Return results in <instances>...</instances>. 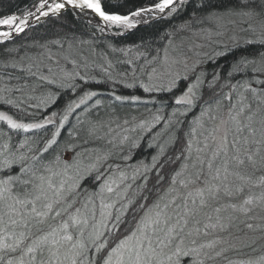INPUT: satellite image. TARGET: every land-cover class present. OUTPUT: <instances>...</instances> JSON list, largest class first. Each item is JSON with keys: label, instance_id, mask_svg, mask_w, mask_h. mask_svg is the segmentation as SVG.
<instances>
[{"label": "snow or ice", "instance_id": "1", "mask_svg": "<svg viewBox=\"0 0 264 264\" xmlns=\"http://www.w3.org/2000/svg\"><path fill=\"white\" fill-rule=\"evenodd\" d=\"M108 2L111 3L110 8L105 7L103 0H35L22 11L0 12V44L11 43L16 35L25 33L31 27V18L39 21L41 17L47 18L50 15L58 17L64 11L85 16L90 24L91 14L101 21L95 25L98 31L103 33L116 29L118 34H123L120 30L128 31L140 23L171 17L188 0H147L146 3L128 7L125 11L119 9L128 0ZM226 17L239 18V23L245 25L241 31L251 32L256 36L255 41L246 40V44L258 42L264 45V0H237L236 7L211 11L197 22L207 19L214 24L216 31L205 30L207 38L211 39L213 35H223L229 25L237 23V20H226ZM189 23L186 21L179 28H186ZM166 35L168 42L163 49L162 58L157 55L149 59L147 51L136 52V59H144V63L139 65V73L146 74L147 82L137 75V66L132 59L127 61L129 65H133L130 72L114 73V65L101 53L106 66L96 67L100 68L112 84L121 83L131 88L139 83L147 93L164 91L158 81L167 76V90L170 91L178 86L181 78L179 73L173 72V67L181 62L187 67V58L169 55L172 33ZM73 39L75 37L44 43L36 41L31 46L42 51L35 54L20 55L18 47L5 48L6 59H0V101L19 109L21 105L11 98L13 92H23L29 87L35 91L43 84L58 85L75 92L81 87L78 81L87 83L95 80L96 77L88 74L91 65L87 58L81 55L83 63L73 58ZM235 39L233 36V40ZM78 43L89 41L81 40ZM51 46H55L58 51L53 52ZM139 47L141 46H136L137 49ZM112 50L121 51L125 55L129 51ZM156 51L159 54L160 50ZM57 57H61L65 64H60ZM158 60L159 67L153 66ZM68 64L72 66L70 70ZM198 64L199 61L192 65L193 71ZM146 68L151 70L145 72ZM16 72L21 75L14 74ZM207 75L206 72H201L196 76L195 82L188 85L183 94L176 98L177 107L173 108L167 119L159 114L162 108L157 109L151 120H143L132 129L125 128L124 132H134L137 128L150 131L162 121L166 130L174 128L179 131L182 121L178 117L186 116L201 99L199 90ZM237 75L243 78L233 83L232 80ZM129 76L133 82L125 83ZM117 77L120 79L117 80ZM221 79L219 71L211 74V80L207 84L210 89H219L215 93L219 98L212 102L205 101L199 114L189 122L188 131L184 133L186 143L181 154L176 157L180 159L182 156L184 163L173 174L166 192L171 199L163 206L159 201L147 207L141 204L139 207L146 209L143 216L136 222L134 229L119 239L115 238L119 235L121 225L124 224L123 217L132 203H121L131 187L124 185L127 175L119 171L118 165H109L106 173L99 172L100 166L111 156L108 152L96 155L94 161L86 167H81L78 162V152L73 156L72 162L62 159L61 155L62 152H74L77 147L74 144L61 145V129L69 121V116L82 106L84 112H88L89 102L98 93L83 91L77 99L70 100L65 105L62 113L52 112L40 122H24L0 111V122H6L10 130L27 133L48 126L53 129L46 139L32 140L26 137L14 146L11 143L12 137L0 130V264H98L97 256L100 257L99 264H181L182 260H186L187 264H205L206 258L212 259L203 250L214 248L218 241L211 240L197 247L185 246L184 243L185 236L201 234L200 220L197 219L201 210L210 201L220 199L221 194L229 198L223 210L231 209L232 212L248 215L253 208L264 207V174L253 178L255 172H264V53L234 62L223 83H220ZM30 80L39 83L30 85ZM13 81L16 83H12ZM112 95L116 101L130 99L140 102V97L137 96H117L115 92ZM33 98L38 99L39 103L31 107L38 109L52 103L55 95L49 92L39 97L29 96V99ZM101 103L100 99H95L92 107ZM78 123H82L79 118ZM127 123L125 120L124 124ZM99 127H102L99 122H90L87 134L90 137L96 136ZM113 131L109 127L108 132ZM175 138L173 135V140ZM128 140L129 136L124 135L120 142L123 144ZM132 146H136L135 141ZM53 149L54 156L46 158V154ZM164 153L165 146L160 145L158 156L153 157L152 167H156L159 156ZM173 162L168 158L159 167L163 168L164 164ZM14 167L18 171L12 174ZM150 170L145 167L142 188L146 187L149 178L146 173ZM93 171L97 172L96 181L103 179L98 190L82 203L74 196L70 199L81 182ZM5 172L8 174L5 175ZM108 172L112 174L107 175ZM137 175L138 172L133 173V179ZM162 179L163 176L158 171L157 183ZM122 185L124 187L121 190ZM253 187L261 189L258 195L249 194L239 204L231 202V198L244 193L245 188ZM181 189L185 191L181 192ZM144 199L146 201L147 197ZM178 200L180 203H177ZM170 205H175L173 214H169ZM214 212V222L213 217L208 216L207 222L203 224L204 235H208V229L227 231L231 227L234 219L231 214L222 216V208L219 206L214 208ZM247 227L251 229L253 225L247 224ZM191 243L195 245L196 240L193 239ZM215 255L219 256L221 252H216ZM230 264H264V256L256 261L241 260Z\"/></svg>", "mask_w": 264, "mask_h": 264}, {"label": "trees", "instance_id": "2", "mask_svg": "<svg viewBox=\"0 0 264 264\" xmlns=\"http://www.w3.org/2000/svg\"><path fill=\"white\" fill-rule=\"evenodd\" d=\"M35 0H2L0 2V12L7 13L10 11L24 10L30 7ZM105 7H111V3L108 0H103ZM147 0H128L126 4L123 5L119 10L125 11L128 7L139 6L146 3ZM237 6V0H188L187 3L181 5L177 8L176 13L171 17L167 18H157L149 23H144L138 25L136 28L123 31V34H118V30L112 29L110 31L100 32L97 30L94 20H91V24L88 22V18L85 16H77L71 11H64L58 17L49 16L44 20L32 25L30 28L25 30V33L16 35L11 43L5 42L0 44V59H6L4 55L5 48L18 47L20 48V55L25 54H35L42 49L38 47H33L34 42L38 41L44 43L45 41H51L55 39H64L65 37L73 39V58L77 59L79 63H83L81 55L86 57L91 65L89 71L90 76L96 77L95 80H89L87 83L78 81L81 85L75 92L70 91L66 88H61L58 85L43 84L37 87L35 91H32L31 87L24 89L23 92H13L12 99L16 100L21 106L16 108L13 105H7L0 101V111L6 112L7 114L13 116L14 119L23 120L24 122H36L40 121L46 116H50L52 112L62 113L65 105L70 100H75L79 95L83 94V91H96L98 95L89 102V111L84 112L83 106L76 110L72 115L69 116V121L66 122L65 126L61 129V134L59 137L61 145L64 144H74L77 145L75 151L62 152V159L72 162L73 156L78 152L80 156L77 158L81 167H86L88 164L94 161L96 155H102L105 152L111 153L109 159L103 163L100 168V173H106L109 165L119 166V171L124 172L128 179L124 182V185H130L126 193V199L121 201V203H126L127 201H132L129 205L127 212L125 213L123 219L124 224L121 225L119 235L115 239L122 238L129 231H131L136 222L139 220L144 209L139 206L145 204L146 207L152 205L155 198L159 196L167 187L171 185V180L173 174L180 169L182 163H184L183 157L176 159L178 155L183 151L186 139L184 133L188 131L189 122L197 116L200 112L201 106L204 105L205 101L212 102L219 97L215 93L219 90L210 89L207 82L211 80V74L214 71H219L221 74L220 83L224 82V78L232 66V64L241 58H253L258 56L260 53H264V45L258 42L246 44V40H256V36L251 32H243L241 28L245 25L239 23V18L236 17H226V20L233 19L237 20V23L229 25L228 29L224 31L223 35H220L219 41L213 43L211 49L208 52L200 55L199 64L195 71L190 70L187 78L185 76H180L178 80V86L167 90L168 86L162 85L165 89L160 92L147 93L136 83L134 87H126L125 84L116 83L112 84L107 80V77L101 72L100 68L96 65H105V58L101 53L105 54L107 60H110L114 65V73L119 72H130L133 65H129L127 61L132 59L134 64L137 66V75L140 79L147 82L146 74L141 75L139 73V65L144 63V59H136L137 51H147L149 53L148 58L152 56L159 55L160 58L163 57V49L168 42V36L166 33H172V45L169 46L168 50L173 51H185L190 49L185 42V36L183 33L186 31L200 30V33L205 32L207 29H213L216 31L215 26L212 22L204 19L202 22H197L201 18L205 17L211 11H222L227 8H233ZM195 13V16H193ZM186 21L190 22L186 28L180 29L179 26L184 24ZM99 22V21H97ZM238 29L237 34L235 30ZM216 35H213V37ZM233 36L236 37L233 40ZM163 37V38H162ZM89 41V43H78V41ZM225 41V42H224ZM111 45L112 47H109ZM23 46V47H21ZM136 46H141L138 49ZM53 52L58 51L55 46H51ZM115 49H128V54L125 55L121 51H113ZM159 49V54L157 53ZM184 49V50H183ZM175 51V52H176ZM221 53V55H216ZM195 54V53H194ZM60 64H65V61L61 57H57ZM159 60L153 65L158 66ZM197 64V63H196ZM68 69H71V64L67 65ZM150 68H146L145 72L150 71ZM11 71V69H9ZM83 74V69H81ZM206 72L208 75L204 78V84L200 88L201 99L197 101L196 106L193 107L186 116H180L178 119L182 121L179 131L175 129H165L164 122L156 125L150 131H143L141 129H136V131L124 132L125 128L132 129L139 120H151L153 115L156 114L157 109L162 108V112L159 113L167 119L171 114L173 108H176L175 104L176 98L181 95L186 85L193 84L196 80V76L201 73ZM16 75H21V73L16 72ZM243 77L237 75L233 78L232 82L235 83L236 80L242 79ZM120 77H117L119 80ZM132 78L129 76L125 83H132ZM12 83H16L13 81ZM39 83L34 80H30L29 84ZM228 91V89H224ZM53 93L55 99L52 103L48 104L46 107L34 108L31 105L39 103L38 99H29V96L39 97L42 94ZM115 92L117 96L123 97H140V102H133L130 99L126 101H116L113 98L112 93ZM95 99H100L102 103L96 107H92ZM183 111V108H181ZM224 111H227V105ZM78 118L82 123H78ZM141 118V119H140ZM127 120L128 123L124 124ZM90 122H99L102 127L98 128L96 136L90 137L87 134V129L90 127ZM111 127L114 129L113 132L109 133L108 129ZM0 130L7 132L11 137L12 145H16L20 140L28 137L32 140H41L49 137L50 132L53 130L51 126L40 130H30L25 133L22 130H10L8 129L6 122H0ZM157 133L160 135L158 136ZM124 135L129 136V140L121 144V137ZM173 135H175V140H173ZM99 137V138H97ZM111 141V142H110ZM133 141H135L136 146L133 147ZM2 142V139H0ZM160 145L165 146V153L163 156H159L156 167L153 165V157L158 156L160 152ZM42 146V145H41ZM97 150V151H93ZM55 154V149L50 150L46 154V158H52ZM128 157V159H125ZM171 158L173 163L164 164L163 168L159 165L164 163V161ZM149 167L151 170L147 172L148 181L146 187H141L144 184L143 174H145V167ZM18 168L14 167L11 172L15 174ZM159 175L163 176V179L157 183ZM135 179H133V173H137ZM5 175L8 173L5 172ZM112 173L108 172L107 175ZM264 174V172H255L254 177H258ZM97 172L93 171L88 178L84 179L79 189L72 194L69 198L73 196L80 201L84 202L87 197L95 193L99 185L103 183V179L96 181L95 176ZM118 175V172H117ZM124 185L121 186V190ZM256 194H259L261 189L258 187H253ZM181 191H185L181 189ZM248 190L245 188L244 193L237 196L236 199L241 200L242 196L248 195ZM144 197H147L145 201ZM115 198V197H113ZM242 201V200H241ZM98 203V201H97ZM80 204H77V206ZM119 207V204L117 205ZM255 213V212H254ZM264 227V226H263ZM258 237L260 239L256 240L255 235L249 236V240L263 241V246L257 247L255 253L259 251L264 252V230H259ZM253 241V242H254ZM237 251V252H236ZM228 250L225 254L231 261H235L231 256L236 253L240 256L243 254V258L246 257L245 252L241 253V250ZM250 255L251 250L248 252ZM248 255V254H247ZM249 256V255H248ZM221 257V256H220ZM219 256L213 260L205 259L208 264H222L221 258ZM228 258V259H229ZM100 257L97 256V261L99 264ZM230 261V262H231ZM181 264H187L186 260H182Z\"/></svg>", "mask_w": 264, "mask_h": 264}, {"label": "rangeland", "instance_id": "3", "mask_svg": "<svg viewBox=\"0 0 264 264\" xmlns=\"http://www.w3.org/2000/svg\"><path fill=\"white\" fill-rule=\"evenodd\" d=\"M89 17L91 18V20H94L96 23H99V24L101 23V21L97 17L91 16V14H89ZM233 19H235V18H233ZM97 21H99V22H97ZM232 29H234V28L232 27ZM234 30H235V33L237 34L238 29L236 28ZM199 31L200 30H193V31H188V32L185 31L183 33L186 41L182 42V43L184 45L187 44L190 49L182 51V52H180V51L173 52V51L168 50L170 56H176L180 59H183L185 57L187 58V67H185V64L183 62H181V63L175 65L172 69L173 72L179 73L180 76H188L190 73V70H192V65L196 64L199 61L200 55L204 54L205 52H208V50L211 49L213 43L216 42L217 40L219 41L220 36H214V37L212 36L211 39H208L206 31L203 33H200ZM213 31H215V30H213ZM157 67H159V64ZM168 79L169 78L166 76L162 80L158 81V83L161 86L162 85L168 86ZM187 87L188 86L186 85V88ZM186 88L183 89L181 95L186 90ZM181 95H179V96H181ZM46 117H49V115ZM42 120H40V121H42ZM40 121H36V122H40ZM141 121H143V120H139L138 122H136V124H139ZM249 171H251V170H249ZM253 178L255 179V177H253ZM169 187H167L159 196H157L155 198V201L152 204L159 201L161 203V206H163L164 203H167L171 199L170 195H166V192H167ZM192 187H195V185H193ZM246 189L248 190L249 194L258 195L254 192L253 188H251V189L246 188ZM181 192H183V191H181ZM172 195H175V193H173ZM245 196H247V195H245ZM245 196H242L241 200H243L245 198ZM162 197H163V199H161ZM236 198H237V196L232 197L231 202L239 204L241 202V200H238ZM228 202H229V198L225 197V196H223V194H221L220 199H218L216 201H210L209 205L201 210L199 216L197 217V219L200 220L199 226L201 227V234L199 236H193V237L185 236V240H184L185 246L197 247L200 244L207 243L208 241L216 240L218 242L216 243L214 248H212V249L205 248L203 250V251L207 252L210 257H212V259H209V260H213L216 257H218L215 255L216 252H221V255H219V257L220 256L222 257V258L220 257L222 264H230L231 258L226 256L225 253L228 250L234 249L235 251L241 250V253L245 252V254H246V257H244V258L242 256L243 254H241L239 256L237 253L234 256H231L232 259L235 260L234 262H238L241 260L242 261H248V260L256 261V260H258L259 257L264 256V252H262V254L260 251L257 254L255 253V251H256L255 249L257 247H260V245H261V247L263 246V241L259 240L256 242L253 239L249 240L248 237L255 235L256 240L260 239L258 237V235L260 234L259 230L260 231L264 230V227H263L264 226V207H255V208H253V210L248 215H244L243 213H240L238 211L232 212L231 209L223 210L224 205H226ZM177 203H180V201L178 200ZM218 206L222 208V212H221L222 216H227V215L231 214L234 217V219L232 220V223H231V227L227 231H220L218 229L217 230L208 229V235H204L203 224L207 222L208 216H212L213 222H214L215 215H216V213L214 212V208L218 207ZM174 209H175V205H170V207L168 209L169 214H173ZM145 210L146 209L143 210L141 216H143ZM247 224H252L253 228L249 229L247 227ZM135 227H136V225L134 226V228ZM191 227H192V224L190 223L189 228H191ZM187 230L188 229H186L185 231L187 232ZM193 239L196 240L195 245H193L191 243V241ZM250 250H251V253H253L252 255H250L248 253ZM231 262H233V261H231ZM205 264H208V263L205 261ZM212 264H215V262H212Z\"/></svg>", "mask_w": 264, "mask_h": 264}, {"label": "water", "instance_id": "4", "mask_svg": "<svg viewBox=\"0 0 264 264\" xmlns=\"http://www.w3.org/2000/svg\"><path fill=\"white\" fill-rule=\"evenodd\" d=\"M51 16V15H50ZM45 19V17H41L40 19H39V21H37L35 18H33L31 21H30V24H31V26L32 25H34V24H36V23H38V22H40V21H42V20H44ZM153 20H155V19H153ZM153 20H151V21H153ZM142 24H144V23H140L139 25H142Z\"/></svg>", "mask_w": 264, "mask_h": 264}, {"label": "bare ground", "instance_id": "5", "mask_svg": "<svg viewBox=\"0 0 264 264\" xmlns=\"http://www.w3.org/2000/svg\"><path fill=\"white\" fill-rule=\"evenodd\" d=\"M33 18L30 19V21L32 20Z\"/></svg>", "mask_w": 264, "mask_h": 264}]
</instances>
